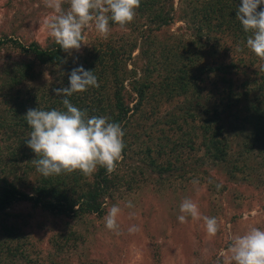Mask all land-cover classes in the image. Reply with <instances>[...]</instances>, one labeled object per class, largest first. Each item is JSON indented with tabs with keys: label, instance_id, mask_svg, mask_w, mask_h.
Returning a JSON list of instances; mask_svg holds the SVG:
<instances>
[{
	"label": "trees",
	"instance_id": "16d2710c",
	"mask_svg": "<svg viewBox=\"0 0 264 264\" xmlns=\"http://www.w3.org/2000/svg\"><path fill=\"white\" fill-rule=\"evenodd\" d=\"M239 3L180 0L179 20L193 34L177 40L175 46L166 41L161 47L152 33L175 20L174 0H141L139 12L144 14H138V24L132 29L142 39L144 60L138 64L135 60L133 68H128L127 59L137 43L128 44L124 37L120 44L112 38L101 40L84 56L71 59L54 39L47 45L11 39L30 58L15 61L10 77L0 87L5 86L8 93L4 113L0 112L5 136L0 141V212L13 203L30 202L55 216L102 215L117 190L132 188L134 181L117 168L134 151L142 155V177L149 172L163 177L201 150V160L224 163L232 174L252 161L264 168V71L259 70L264 62L246 46L250 33L236 19ZM144 18L148 20L141 24ZM7 43L0 38V48ZM38 64L60 67L61 74L56 81L41 82ZM159 64L170 74L155 82L152 76ZM80 66L94 72L99 87H89L68 99L89 116H105L121 125L125 133L122 159L110 175L98 168L89 177L79 171L44 177L32 163L37 156L26 144L31 128L24 116L28 109L38 107L65 111L64 97L55 95L53 89L68 87L69 75ZM25 83L27 89L22 88ZM165 103L176 104L177 109L162 116L165 126L160 119L158 127L152 125L147 131L146 122L161 116ZM20 163H25L22 174L18 173ZM17 227L15 219H1L3 234L13 238ZM20 247L7 244L5 255H18Z\"/></svg>",
	"mask_w": 264,
	"mask_h": 264
},
{
	"label": "rangeland",
	"instance_id": "374dc122",
	"mask_svg": "<svg viewBox=\"0 0 264 264\" xmlns=\"http://www.w3.org/2000/svg\"><path fill=\"white\" fill-rule=\"evenodd\" d=\"M179 5L180 0H174L175 20L163 28H155L152 33L161 47L166 41L175 46L177 40L193 34V30L179 20ZM68 7L65 0L63 8L67 10ZM139 13L138 8L133 22L126 26L111 21L109 25L107 39L112 38L115 44H120L124 37L128 44L137 43L131 58L127 59L128 68L134 67L135 60L137 64L144 60L140 48L142 39L132 29L138 24ZM49 14L51 10L44 6L43 0H0V38L10 42L0 48V87L10 77L15 61L30 58L18 51L15 41L24 44L38 41L47 45L50 37L41 22ZM146 19L141 20V24L146 23ZM107 39L99 37L94 23L91 24L84 30L81 48L68 52V59L84 56L94 44ZM164 67L159 64L160 72L152 76L155 82L170 74ZM36 71L44 83L56 81L61 74L60 67L50 65L38 64ZM28 86L25 83L22 88ZM3 87L0 89V112L4 113L8 93ZM175 105L165 103L161 116L146 122V130L152 125L158 127L160 119L161 125L165 126V112L176 110ZM2 131L0 128V141L5 137ZM195 153H191L185 162H178L163 177L152 172L142 177L139 172L142 155L134 151L117 168L126 179L134 181H131L132 188L129 185L117 190L107 200L102 215L55 216L30 202L13 203L0 212V223L1 219H15L18 225L13 228V238L0 231V264H216L219 253L227 250L235 235H242L251 227L264 229V168L262 163L252 161L250 166L232 174L224 163L214 165L210 159L201 160L203 150ZM19 165L22 167L18 173L22 174L25 163ZM193 180H199V184L194 185ZM186 198L198 205L201 218L188 217L186 223H180L177 219L181 214L180 204ZM128 201L133 205L131 208L126 206ZM114 204L121 208L119 234L108 230L103 219L107 209ZM204 216L218 220L219 230L214 237L206 233ZM133 225L140 230L129 233L128 229ZM7 244L21 246V252L7 257Z\"/></svg>",
	"mask_w": 264,
	"mask_h": 264
},
{
	"label": "clouds",
	"instance_id": "9594fccd",
	"mask_svg": "<svg viewBox=\"0 0 264 264\" xmlns=\"http://www.w3.org/2000/svg\"><path fill=\"white\" fill-rule=\"evenodd\" d=\"M69 7L63 8L65 0H43L51 14L42 19V27L65 52L79 50L84 41V30L94 23L97 35L107 39L110 21L123 27L131 23L140 7L141 0H67ZM264 0H240L236 19L246 33L247 48L264 62ZM259 9V10H258ZM243 50V49H239ZM264 71V63L259 67ZM89 87H99L93 71L83 66L74 68L69 75V86L55 88V95L64 97L65 111L56 109H28L24 116L31 128L26 144L37 158L32 161L36 170L44 177L71 174L79 171L83 176H92L98 168H105L107 174L116 170L125 147L124 131L117 122H110L105 116H89L87 110L74 106L68 97L84 92ZM211 182V181H210ZM194 185L199 180H193ZM219 187V185H217ZM127 207L133 205L127 202ZM180 223L187 218L199 220L198 205L190 198L180 204ZM119 205H112L104 216L105 227L119 234ZM206 233L214 237L218 230L216 217L204 216ZM140 229L131 226L129 233ZM216 264H264V229L251 227L242 235H235L226 251L222 250Z\"/></svg>",
	"mask_w": 264,
	"mask_h": 264
}]
</instances>
